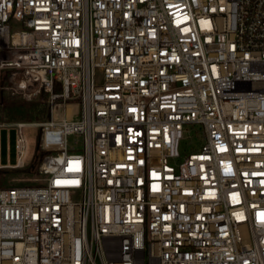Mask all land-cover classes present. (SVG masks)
<instances>
[{
	"label": "built area",
	"instance_id": "obj_1",
	"mask_svg": "<svg viewBox=\"0 0 264 264\" xmlns=\"http://www.w3.org/2000/svg\"><path fill=\"white\" fill-rule=\"evenodd\" d=\"M1 75L53 116L0 264H264V0H0Z\"/></svg>",
	"mask_w": 264,
	"mask_h": 264
},
{
	"label": "rangeland",
	"instance_id": "obj_2",
	"mask_svg": "<svg viewBox=\"0 0 264 264\" xmlns=\"http://www.w3.org/2000/svg\"><path fill=\"white\" fill-rule=\"evenodd\" d=\"M18 27V26H16ZM45 91H42V93ZM40 93L37 96L27 97L22 92H17L14 87H11L9 81L0 76V168L3 170V174L0 180V188L5 186H12L23 183L22 179L33 177L34 173L23 169H17L12 166H2L7 164H16L18 161V153L16 150V135L18 129L12 126L13 123L23 122H43L52 118L51 104L49 101V95L41 96ZM72 104H75V101ZM76 107L75 105H73ZM47 108L50 111V117L46 116ZM60 109V116L64 117L67 112ZM71 105L68 107V112L72 113ZM58 111L54 113L57 117ZM184 138L181 143V152L184 156L200 151L203 145L204 139L198 134L200 126L198 124H189L185 127ZM28 141V153L25 158L27 165L31 164L38 148L40 128L35 125H26L23 128ZM81 139L78 135L69 137V144L81 148Z\"/></svg>",
	"mask_w": 264,
	"mask_h": 264
},
{
	"label": "trees",
	"instance_id": "obj_3",
	"mask_svg": "<svg viewBox=\"0 0 264 264\" xmlns=\"http://www.w3.org/2000/svg\"><path fill=\"white\" fill-rule=\"evenodd\" d=\"M45 95H46L45 92H43V93L41 94L42 97L45 96ZM46 116H47V117H50V111L48 110V108H47ZM23 170H24V171H27V169H23ZM3 173H4L3 170L0 168V180H1V176H2ZM0 186H1V185H0Z\"/></svg>",
	"mask_w": 264,
	"mask_h": 264
},
{
	"label": "bare ground",
	"instance_id": "obj_4",
	"mask_svg": "<svg viewBox=\"0 0 264 264\" xmlns=\"http://www.w3.org/2000/svg\"><path fill=\"white\" fill-rule=\"evenodd\" d=\"M71 107L74 108L73 105H71ZM59 110H60V109H57V111H58V115H57V117H61V116H60V112H59ZM71 111H73V109H72Z\"/></svg>",
	"mask_w": 264,
	"mask_h": 264
}]
</instances>
